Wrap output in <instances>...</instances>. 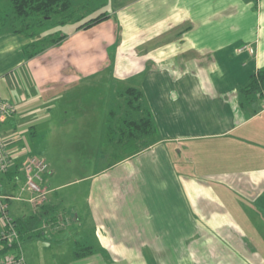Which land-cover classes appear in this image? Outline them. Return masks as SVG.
I'll return each instance as SVG.
<instances>
[{
    "label": "crops",
    "instance_id": "crops-1",
    "mask_svg": "<svg viewBox=\"0 0 264 264\" xmlns=\"http://www.w3.org/2000/svg\"><path fill=\"white\" fill-rule=\"evenodd\" d=\"M113 8L91 27L65 23L66 37L33 57L26 48L43 35L0 29V97L17 105L0 124L14 159L2 193L21 197L6 200L8 215L64 213L63 226L45 231L43 221L28 237L69 243L68 264H264V97L241 91L264 68V0H113ZM90 81L122 87L115 95L126 104L128 88L143 95L119 118L120 137L110 138L138 151L98 171L120 167L96 177L83 201L60 193L81 178L57 181L48 148L37 146L65 116L53 103ZM144 117L150 134L122 140L138 128L129 120ZM28 156L49 164L50 193L39 207L23 191ZM76 236L93 253L77 258ZM31 245L22 248L30 254ZM4 248L0 257L13 249Z\"/></svg>",
    "mask_w": 264,
    "mask_h": 264
},
{
    "label": "rangeland",
    "instance_id": "rangeland-1",
    "mask_svg": "<svg viewBox=\"0 0 264 264\" xmlns=\"http://www.w3.org/2000/svg\"><path fill=\"white\" fill-rule=\"evenodd\" d=\"M71 3L74 18L68 20V26L76 21L85 23L100 15H107L114 9L113 0H71ZM13 13L11 0H0V29L12 27ZM62 19H64L63 15L53 16L47 19L40 28L35 27L33 29L37 31L38 35H43L47 39L58 37L69 29V27L67 29L62 27L67 25L61 23ZM95 57L97 56H94L93 61H95ZM91 84H94V86L78 89L69 95L62 96L59 99V103H53L52 110L58 113L62 111L65 116L62 120H54L55 133L52 136L47 134L45 139L40 136L37 146L39 151L48 148L50 157L56 165L57 173L55 175L57 181L67 182L81 178V181L77 183L62 187L60 193L67 194L69 197L79 195L83 197V201L86 194L91 190L92 183L96 180V177L117 173L120 167H117L114 171L111 168L102 172L98 171L108 167L109 164L114 163L127 153L125 150L117 149L119 146L114 145V139L120 137V124L124 121L122 118H119L127 110L126 100L123 101L121 96L115 95V91H120L122 87L106 86L105 81L101 83L90 81L89 85ZM111 110L114 111L116 118L111 117V115L106 116V111ZM84 112L89 114V119H87L88 117L86 119L82 117ZM110 138H114L113 142H111L112 139ZM150 138L149 135L148 139ZM47 144L49 145L48 147ZM123 167L135 168L133 162L126 163ZM96 173L98 174L95 175ZM78 207L82 208V205L79 203ZM12 210L13 207H11ZM62 216H65L64 213L58 214L55 220L50 219V217L49 219L52 220L51 223L57 224L58 218H62ZM257 225L259 226L260 224L257 223ZM259 227L261 228V226ZM44 230L46 231V229ZM40 231L38 229L37 233ZM257 232L260 237L263 235L261 230ZM46 234L47 236L51 235ZM39 238L36 237V239ZM41 238L45 239L46 236L42 235ZM75 239L80 242L78 249L88 246L79 236H76ZM38 242L25 237L20 249L13 248L11 253L19 250L24 251V256L35 257L33 260L34 264H68L71 261L73 248L69 243L60 244L53 241L46 243ZM260 243L262 244L259 245V249L264 254V241L261 240ZM28 244H32L31 246L34 247L32 249L31 246L30 248H25L26 251L30 250V254L22 248L28 246ZM32 250L33 255L31 254Z\"/></svg>",
    "mask_w": 264,
    "mask_h": 264
},
{
    "label": "trees",
    "instance_id": "trees-1",
    "mask_svg": "<svg viewBox=\"0 0 264 264\" xmlns=\"http://www.w3.org/2000/svg\"><path fill=\"white\" fill-rule=\"evenodd\" d=\"M11 2L14 12V16L12 17L13 31L25 33L30 37H36L38 35L37 31H35L33 28H40L44 25L47 19H50L53 16L63 15L64 19L61 20L62 24H65L68 22V20L74 18V15L72 13L71 0H11ZM105 17L106 14L100 15L81 24L80 27H91L103 20ZM65 37V34L50 39L44 37L41 41L32 42L29 46H27L26 50H29V56L33 57L38 54L39 51L45 50L47 49V47L60 43ZM241 91L246 96H251L252 94L259 93L264 97V68H261L256 74H254L247 86H245ZM126 94L128 96V110H131V106L132 108L138 107L137 104H139V101L141 100V97L143 95L142 91L137 88L130 87L127 89ZM135 102H137V104H135ZM129 121L133 124H136L138 128L137 130H125L126 135L122 137V140L126 139L127 142L138 141L140 137H144L146 132L150 134V132L152 131L150 130V128L147 129L145 127L148 122H152L150 118L144 117L140 120L130 119ZM140 132H142V134H140ZM143 144L146 145V142L143 141ZM125 151L127 152V154L131 155L136 153L138 150L128 148V150ZM48 215H50L48 210L42 209L36 214L14 220V225L19 233L21 241L25 237H28L29 234L34 229H36L41 222L47 220L45 219V217H47ZM55 218H57V214L50 217V219L52 220H55ZM50 219H48L47 221H52ZM40 232L37 234H41ZM4 243V249H11L14 247V245L9 246L6 242ZM91 253H93V248L91 246H86L82 249L76 250L75 256L77 258H82Z\"/></svg>",
    "mask_w": 264,
    "mask_h": 264
},
{
    "label": "built area",
    "instance_id": "built-area-1",
    "mask_svg": "<svg viewBox=\"0 0 264 264\" xmlns=\"http://www.w3.org/2000/svg\"><path fill=\"white\" fill-rule=\"evenodd\" d=\"M16 111L17 105L12 101L0 97V124L14 116ZM13 167L14 159L8 149L7 140L0 134V213L5 221V230L0 234V241L6 242L9 246L14 245L13 248L20 249L21 239L14 225V220L8 215L9 206L6 200L14 198L21 200V197L2 193V175L10 172ZM23 170L25 175L23 191L29 192L27 200L35 207H39L47 202L50 193V189L43 185L45 175L49 171V164L41 157L28 156L23 161ZM65 223L66 218L62 216V218H58L55 226L51 221L46 220L42 227L43 229L60 228ZM0 264H27V261L23 252L19 250L0 257Z\"/></svg>",
    "mask_w": 264,
    "mask_h": 264
}]
</instances>
